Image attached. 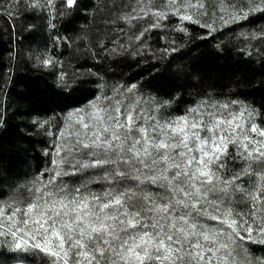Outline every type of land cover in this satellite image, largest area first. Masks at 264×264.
<instances>
[{
    "label": "snow or ice",
    "instance_id": "obj_1",
    "mask_svg": "<svg viewBox=\"0 0 264 264\" xmlns=\"http://www.w3.org/2000/svg\"><path fill=\"white\" fill-rule=\"evenodd\" d=\"M82 9L88 24L61 36L58 25ZM37 12L57 42L94 62L71 77L59 62L53 87L67 95L94 87L59 111L14 113L43 138L47 163L23 191H0V264H264V108L204 91L189 93L179 111V93H153L98 67L164 61L182 46L172 32L201 40L238 33L255 47L264 27L251 25L264 18V0L0 2L5 18ZM98 17L103 29L90 30ZM154 30L166 47L149 44ZM33 62L57 63L39 50Z\"/></svg>",
    "mask_w": 264,
    "mask_h": 264
},
{
    "label": "trees",
    "instance_id": "obj_2",
    "mask_svg": "<svg viewBox=\"0 0 264 264\" xmlns=\"http://www.w3.org/2000/svg\"><path fill=\"white\" fill-rule=\"evenodd\" d=\"M92 2L82 0L84 5L90 6ZM88 20L82 9L71 23L58 25V33L73 36L81 25L88 24ZM33 24L40 30L30 28ZM42 27L39 12L26 13L15 19L0 15V114L8 119V126L0 128V191L4 192L12 187L23 191V186L47 163L41 152L43 138L32 134L31 126L25 123L27 117L14 113L30 109L43 112L51 108L59 111L60 108L83 102L89 89L94 87L82 85L72 95L61 94L53 87V73L57 72L36 67L28 57V52L37 42H42L51 53L57 67H60L59 62H63V70L70 77L94 62L75 52V46L69 48L66 42H54L56 32L43 28L45 31L42 33ZM88 27L94 31L95 28L103 29V24L98 17L95 26ZM260 27H264V18L254 17L251 28ZM201 31L196 28V33ZM158 33L159 30L150 33L149 44L153 49L166 46ZM216 36L215 40L211 37L201 40L195 33L192 39L182 34L170 35L182 46L179 51L168 54L164 61L152 60L137 66L133 60L117 59L98 67L112 79L139 80L153 93H179L178 101L173 105L179 111H183L185 104L192 100L189 93L204 91L239 97L257 108H264V42L253 41L255 47H252L231 32L226 35L217 33ZM178 65H183L192 75H178ZM19 93L27 99H22Z\"/></svg>",
    "mask_w": 264,
    "mask_h": 264
},
{
    "label": "rangeland",
    "instance_id": "obj_3",
    "mask_svg": "<svg viewBox=\"0 0 264 264\" xmlns=\"http://www.w3.org/2000/svg\"><path fill=\"white\" fill-rule=\"evenodd\" d=\"M192 27H195V26H192ZM51 29L50 28H48V29H46V31H50ZM200 30V29H199ZM244 31H248L247 30V28H245V29H243ZM44 31H45V29L43 30V27H42V33H44ZM155 31V30H154ZM227 30H225V32H226ZM181 33H175V32H172V33H169V35H172V36H174V35H180ZM183 35V34H182ZM236 36H237V38H238V33L236 34ZM54 42L56 41V40H53ZM57 42V41H56ZM57 43H59V42H57ZM163 44L164 45H166V43H165V41H163ZM167 46V45H166ZM166 46H161V47H166ZM246 48H248V47H246ZM37 50H39V54H41V55H45V56H51L52 57V55H51V53L47 50V51H45V48L43 47V45H42V42H37L33 47H32V49L28 52V57L29 58H31L33 61H34V53H36L37 52ZM43 69H46V70H55L57 73H59L60 71H61V68L60 67H57L56 66V64L53 66V67H51V68H43ZM258 254V253H257ZM36 264H39V261L37 260V262H36Z\"/></svg>",
    "mask_w": 264,
    "mask_h": 264
}]
</instances>
